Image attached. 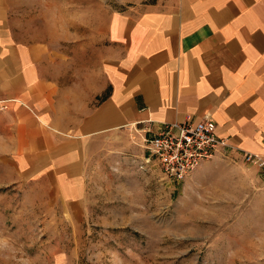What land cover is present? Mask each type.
Returning a JSON list of instances; mask_svg holds the SVG:
<instances>
[{
    "label": "crops",
    "instance_id": "obj_1",
    "mask_svg": "<svg viewBox=\"0 0 264 264\" xmlns=\"http://www.w3.org/2000/svg\"><path fill=\"white\" fill-rule=\"evenodd\" d=\"M146 6L115 28L111 20L99 71L66 81L46 43L10 35L0 0V186L25 201L40 194L53 213L80 222L92 156L141 142L142 129L205 114L235 159L264 157V0Z\"/></svg>",
    "mask_w": 264,
    "mask_h": 264
},
{
    "label": "rangeland",
    "instance_id": "obj_2",
    "mask_svg": "<svg viewBox=\"0 0 264 264\" xmlns=\"http://www.w3.org/2000/svg\"><path fill=\"white\" fill-rule=\"evenodd\" d=\"M5 1L10 35L46 43L60 78L84 81L101 69L111 20L115 28L161 0ZM134 138L88 160L80 222L53 213L40 194L25 201L0 186V264H264V173L214 157L171 179L142 162Z\"/></svg>",
    "mask_w": 264,
    "mask_h": 264
},
{
    "label": "built area",
    "instance_id": "obj_3",
    "mask_svg": "<svg viewBox=\"0 0 264 264\" xmlns=\"http://www.w3.org/2000/svg\"><path fill=\"white\" fill-rule=\"evenodd\" d=\"M7 105L0 101V110ZM146 155L142 162L153 160L168 178L182 180L203 162L214 157L231 158L235 148L228 139L216 133L215 121L205 114L198 120L187 118L181 122H165L154 130L142 129ZM242 160L255 167H264V157L242 152ZM233 157V156H232Z\"/></svg>",
    "mask_w": 264,
    "mask_h": 264
}]
</instances>
